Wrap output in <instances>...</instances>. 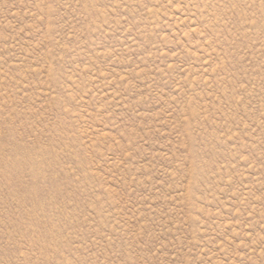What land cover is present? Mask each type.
Here are the masks:
<instances>
[{
  "label": "rangeland",
  "instance_id": "374dc122",
  "mask_svg": "<svg viewBox=\"0 0 264 264\" xmlns=\"http://www.w3.org/2000/svg\"><path fill=\"white\" fill-rule=\"evenodd\" d=\"M0 264H264V0H0Z\"/></svg>",
  "mask_w": 264,
  "mask_h": 264
}]
</instances>
